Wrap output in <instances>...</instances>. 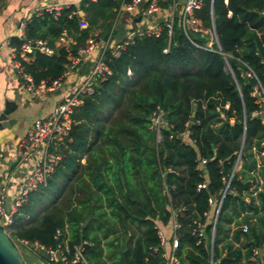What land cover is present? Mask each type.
<instances>
[{"label":"trees","instance_id":"16d2710c","mask_svg":"<svg viewBox=\"0 0 264 264\" xmlns=\"http://www.w3.org/2000/svg\"><path fill=\"white\" fill-rule=\"evenodd\" d=\"M121 5L81 0L57 19L32 16L26 37L54 54L35 53L23 71L35 85L61 79L69 54L109 35ZM193 17L207 33L186 31L180 17L117 56L105 51L110 74L73 110L58 166L8 229L17 247L60 244L65 264L75 248L87 264H165L162 231L168 247L176 238L177 264H261L264 124L252 93L264 92V0H202ZM63 33L74 43L68 51L55 48ZM9 44L18 50L22 41Z\"/></svg>","mask_w":264,"mask_h":264},{"label":"built area","instance_id":"2783aa9c","mask_svg":"<svg viewBox=\"0 0 264 264\" xmlns=\"http://www.w3.org/2000/svg\"><path fill=\"white\" fill-rule=\"evenodd\" d=\"M161 0H122V5L118 11V14L122 11H127L129 13L135 12L142 6L143 3L146 4V8L142 11L145 17L151 16L160 9ZM202 6V0H186L185 4L182 5L181 10V21L184 29L186 31H192L194 33H204L200 26V22L193 17V13L199 10ZM60 4H51L38 10L32 16L41 17L44 14H51L54 19L60 15L61 11L64 9ZM117 14V16H118ZM30 16L26 21L20 24V33L18 39L22 41L20 48L17 50L9 46V63L14 75L20 80L23 91L26 95L30 97H37L48 92H53L58 89L61 85L62 80L72 71L78 64L79 60L87 55L89 51L97 43L95 39L87 41V46L79 48L76 51L75 56L69 54V65L61 77V79L52 82L50 85L45 82H41L35 85L31 77L25 73L21 67V62H27L35 54L39 53L45 56H52L54 50L48 46L46 41L40 39H28L25 35L26 23L32 17ZM115 23V22H114ZM172 21L166 23V27L171 29ZM87 24L83 21L80 22V28L85 29ZM159 29L154 30L149 33H138L139 35H156ZM112 31H110L108 37H111ZM205 34V33H204ZM130 37L123 41L122 43L102 45V50L100 56L95 61L93 68L91 69L87 79L78 89L74 92L67 94L45 117L36 119L28 129L26 135L21 139L17 148V162L25 172V177L22 179L17 193L13 196V199L9 201L8 207H6L5 198L0 193V225L8 233V229L13 224L15 215L18 209L27 201L28 196L34 192L40 186H46V179L53 172V170L58 166L61 156L55 151L57 147L60 146L61 142L65 137H67L71 129V115L73 110L82 104V99L85 95H90L93 93V88L97 83L105 80V76L109 75V69L103 61L104 53L106 50L110 49L114 56H117L121 50H123L127 45H129L133 38ZM58 43L61 48L66 51L69 47L73 45V41L69 39L64 33L58 38ZM252 96L255 97L256 103L259 105V111L254 114V116H260L263 120L264 118V92L255 88ZM227 108V106H226ZM156 123H159L157 119ZM264 124V122L262 121ZM205 188L204 184L198 185L197 189ZM211 203V201H209ZM177 226L173 223L171 229L173 230ZM197 229L193 231V234L201 236V226L196 225ZM172 231V230H171ZM245 231V230H244ZM9 235V234H8ZM59 232L57 231V236ZM161 248L163 249L162 258L165 264H177L178 261L175 257L174 251L176 249V238L171 235V243L168 248H166V238L162 231H159ZM214 239H211V251ZM21 245L27 248H34L37 251L43 252L48 257L49 264H65L67 262V255L65 251L62 250L61 245H57L56 248L45 249L42 246L34 245L29 246L25 241L20 242ZM80 248H75L72 256L71 263H82L87 264L82 257ZM256 256V254H255ZM255 260V259H254ZM213 264V263H212Z\"/></svg>","mask_w":264,"mask_h":264},{"label":"crops","instance_id":"0c3cea01","mask_svg":"<svg viewBox=\"0 0 264 264\" xmlns=\"http://www.w3.org/2000/svg\"><path fill=\"white\" fill-rule=\"evenodd\" d=\"M80 1L0 0V117L4 111H8L6 121H4L8 127L0 131V193L5 198V203H9L13 199L22 179L25 177V172L17 162L16 148L19 142L36 119L49 115L67 94L74 92L83 85L95 61L100 56L102 45L108 44L110 46L112 43H122L138 33H149L160 29L161 24L179 19L182 10L179 0H174L173 4L170 0L171 4L160 7L159 11L148 17L142 13L146 8L145 3L135 12H120L111 29V37L107 36L97 40L89 53L82 57L75 68L62 80L58 89L37 97L26 95L20 80L14 75L9 63L8 45L10 40L12 38L18 39L20 24L43 7L60 4L67 8L78 6ZM167 2V0H162V3ZM78 15L86 23L85 15L82 12H78ZM212 38L206 43L207 48L211 47ZM213 39L215 41V38ZM55 48H61L58 41L55 42ZM262 121L264 122V118ZM4 122H0V125ZM262 146V152L258 153L257 161L264 157V143ZM258 163L261 162L258 161ZM239 168L240 163L238 162L235 170ZM263 180V177H256V185L260 186ZM165 246L168 248L167 242ZM255 254L258 262L264 264V244L261 248L256 249Z\"/></svg>","mask_w":264,"mask_h":264},{"label":"water","instance_id":"95a60500","mask_svg":"<svg viewBox=\"0 0 264 264\" xmlns=\"http://www.w3.org/2000/svg\"><path fill=\"white\" fill-rule=\"evenodd\" d=\"M185 2L186 0H179V4L181 5L185 4ZM216 43H218L217 40ZM7 115H8V111H4V113L0 117V122L6 121ZM7 127L8 124H6L5 122L2 123V125H0V131L6 129ZM6 207H8V203H6ZM216 217L214 220V225L216 223ZM212 238L214 239V231L212 234ZM0 264H25L23 257L19 251V248L1 225H0Z\"/></svg>","mask_w":264,"mask_h":264},{"label":"rangeland","instance_id":"374dc122","mask_svg":"<svg viewBox=\"0 0 264 264\" xmlns=\"http://www.w3.org/2000/svg\"><path fill=\"white\" fill-rule=\"evenodd\" d=\"M155 121H157V119ZM157 127H158L157 123L155 124L154 122V128L156 129V137H157V140H160L159 130L157 129ZM59 147H57V149ZM57 149L55 151L58 153V155H60ZM258 161H260L261 163H264V157H261L260 160ZM41 204L42 203L40 202V205ZM18 248L23 257L25 264H49L48 257L43 252L37 251L36 249L32 247L30 248H27L24 246L22 247L21 245H18Z\"/></svg>","mask_w":264,"mask_h":264}]
</instances>
